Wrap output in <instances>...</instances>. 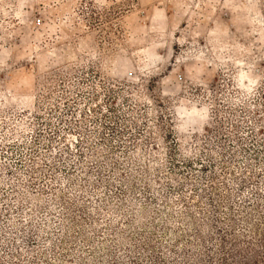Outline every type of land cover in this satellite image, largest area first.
<instances>
[{
	"label": "rangeland",
	"instance_id": "obj_1",
	"mask_svg": "<svg viewBox=\"0 0 264 264\" xmlns=\"http://www.w3.org/2000/svg\"><path fill=\"white\" fill-rule=\"evenodd\" d=\"M0 264H264V0H0Z\"/></svg>",
	"mask_w": 264,
	"mask_h": 264
}]
</instances>
